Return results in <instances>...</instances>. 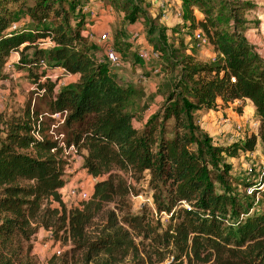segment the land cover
I'll use <instances>...</instances> for the list:
<instances>
[{
	"label": "trees",
	"instance_id": "1",
	"mask_svg": "<svg viewBox=\"0 0 264 264\" xmlns=\"http://www.w3.org/2000/svg\"><path fill=\"white\" fill-rule=\"evenodd\" d=\"M84 1L0 0V78L19 53L21 66L45 90L19 116L0 112V264H37L31 245L24 246L42 228L68 248L62 257L54 255L53 264H264V210L252 211V204L232 195V168L223 160L224 154L253 153L258 140L264 144V60L246 37L256 3L179 0L184 25L202 32L216 54L208 63L188 54L183 40L165 45L147 19L144 0H109L129 24L144 19L148 44L160 54L151 65L175 72L162 109L140 124L128 107L136 90L117 82L85 35ZM13 24L24 28L13 32ZM48 39L54 46L42 48ZM118 45L124 62L132 47L133 66H145L136 43ZM41 61L79 80L61 87L39 67ZM236 101L254 107L259 132L218 145L195 113ZM62 112L68 113L61 128L66 144L77 147L81 169L96 180L90 200L78 206H69L59 192L68 180L49 130L53 118L39 120ZM38 124L42 140L33 135ZM132 180L155 190L158 212L172 215L167 225L147 208L131 211L132 195L138 194ZM243 182L254 189L251 197H264L257 180Z\"/></svg>",
	"mask_w": 264,
	"mask_h": 264
},
{
	"label": "rangeland",
	"instance_id": "2",
	"mask_svg": "<svg viewBox=\"0 0 264 264\" xmlns=\"http://www.w3.org/2000/svg\"><path fill=\"white\" fill-rule=\"evenodd\" d=\"M252 1L256 3L257 8L259 7L257 1H261L264 4L262 0ZM144 4L148 13L147 19H149V21L152 20V24L157 27L158 34L161 36L165 45L168 47L173 44L179 46L180 40H183L184 44L189 48L188 54H193L197 59L203 62H212L215 56L212 48L200 47L195 41V34L197 31L192 32L191 29L184 25L183 17L185 8L179 0H144ZM162 4L164 7H162ZM87 6L97 12L98 16L96 19H90L89 13L85 11ZM82 13L86 19L85 32H89L87 38L91 43H94L95 52H102V58H104L103 53L106 46L98 42L97 35L107 31H110L111 44L117 51L119 50L118 47H120L118 43H123V45L129 44L132 28L135 26H138V28L142 30L146 42L149 43L148 34L145 31L144 19L141 18V21L136 24H129L125 20L124 14L117 12L109 5V0H86L82 7ZM164 14L170 15L171 17V20L167 23L162 20ZM195 15L199 20L203 18L198 10L195 11ZM250 18L252 25L255 24V20L252 19V13L249 15V19ZM23 28L24 27H22V29ZM138 46L139 45H137V47ZM131 48L126 54H123L125 58V62L123 61L124 67L118 69L116 71L117 73L112 72V74L121 86L125 88L131 86L136 90V94L131 97L128 107L130 111L138 114L136 118L138 123L143 124L154 112L162 109L165 101L164 94H167L169 90L174 88L175 72H171L167 67L160 66L161 72L154 73L151 64H149V66L145 65L144 67H139V72L134 71V51ZM33 52L34 50H30L26 53L27 59L28 56L30 58L32 57ZM20 58L21 55L15 53L5 66V79L0 78V97L5 112L11 116L14 114H16V116L21 115L28 102H31V106L34 107L40 100V97L37 95L39 94L37 91L38 85H36V81L30 75L29 68L21 66ZM118 73H120V75H118ZM72 84H75V82L69 79L67 85ZM34 86L35 88L33 89ZM223 119L230 120V124L225 125ZM195 121L206 133L214 138L215 143L227 147L235 142L241 141L246 135L253 134L254 132L258 133L260 128V121L255 110L250 108L247 103L244 106L240 102H234L228 106H221L216 110L213 109V111H197L195 113ZM256 122H259V127L257 128L254 127V123ZM238 124L243 126L242 132L240 133L237 132ZM62 127L63 126L57 129L58 134L62 133ZM223 156V160L232 168L229 178V186L232 195L236 196L244 205L247 203L249 205L252 204V211L264 210V197L262 195L256 196V198L251 197L246 187H244L243 182V180L247 178H251L255 181L259 180L260 172L263 167L262 165L264 164V144L258 140L253 153L244 154L240 152L234 156V158L227 157V154ZM63 162L65 165L67 164V161L63 160ZM81 163V159L71 162L66 174V179L68 180L67 187H82L83 191L93 194L95 178L91 175L89 176L86 171L81 169ZM250 167L255 169V174H249ZM133 181L134 180H132V182ZM135 188L138 194L132 195L131 211L135 214H139L142 210L147 208L155 220H159L163 225H167L172 215L165 212H158L155 202V190L149 188L148 184L143 181L135 182ZM162 200L164 202L166 201L164 197ZM78 202V198H70V200L66 201L69 206L78 205ZM181 206L187 207L188 205L183 204L180 205V207ZM30 245L32 247V257H34L37 264H53L51 259L54 255L62 257L64 252L68 249L62 246L61 243L56 242L52 234H49L43 228L36 232L32 241L25 243V250L30 247ZM58 251H60V255L57 253Z\"/></svg>",
	"mask_w": 264,
	"mask_h": 264
},
{
	"label": "built area",
	"instance_id": "3",
	"mask_svg": "<svg viewBox=\"0 0 264 264\" xmlns=\"http://www.w3.org/2000/svg\"><path fill=\"white\" fill-rule=\"evenodd\" d=\"M162 7H164V5L162 4ZM85 11H87L89 13V17L91 20H94L97 18L98 14L97 12L90 8V7H86ZM162 20L164 22H169V20H171L170 15L164 14ZM22 27L19 24H13L11 31L13 32H18L19 30H21ZM89 32H85L86 37L88 36ZM97 39L100 43L105 44L104 46H106L105 50H104V58L100 59V61L102 63L108 64L109 67L111 68L112 72H116L118 69L123 68V59L121 57V55L117 52V50L114 48V46H112L111 44V34L110 32H105L102 34L97 35ZM130 40L134 43H136L137 45H139L140 49H139V57L140 59L145 63V65L149 66V64L152 63H156L158 61H160V54L150 45L146 42L145 37H144V33L142 32V30L140 28H138L137 30L132 31L131 33V37ZM195 41L197 42V44L200 47H208L209 49L212 48L211 44L209 43V40L206 36L203 35L202 32L197 31L195 34ZM54 43L48 39L46 40L43 44H41L42 48H50L53 47ZM212 61H216V54L214 56V58L212 59ZM39 67L42 68L43 71H48V77L52 80L57 79L59 80H65L66 78L71 76L72 74H70L69 72H66L64 69H61V73L60 74H54L53 71L58 70V69H54L51 68L49 66V64L47 63V61H41L39 63ZM153 71L154 73H160L161 72V67H153ZM142 78H144L143 76H141ZM45 81V79H43ZM37 85V84H36ZM61 86H66L65 84H62ZM35 88V86L33 87V89ZM38 89V88H37ZM40 93V96L43 95L45 93V90H37ZM68 113L67 112H62V113H55V114H44L41 115L39 117V120H43L44 118H46L47 116H50L53 118V122L50 125V134L53 136L54 140H56L59 144L60 149L62 150V152L57 155L58 159L67 161L66 164V171L69 170L70 164L72 161H76L81 159L80 157V152L77 149V147L74 144L71 145H67L66 144V140H65V134L61 133L58 134L57 133V129L61 126H63L65 124L66 118H67ZM223 122L225 125H229L230 124V120H225L223 119ZM259 122L254 123V127H259ZM34 129H36L33 132V135L35 138L42 140L43 137L42 135L39 133V129H40V124H38L37 126H34ZM243 126L238 124L237 125V132L240 133L242 132ZM54 154L57 153V151L52 150ZM262 170L260 172V178L259 180H257L259 182V185L262 189H264V164L262 165ZM255 169L253 167H250L249 171L251 175L255 174ZM66 188V190H65ZM82 187L79 188H74V187H64L63 189H61L59 192H61V197L62 200L64 202H66L67 200H70V198L75 199L78 198L79 202L78 205L80 204V202L82 201H89L92 193H88L86 191L82 190ZM249 195H253L254 193V189L250 188L247 190ZM261 196L260 193H258L256 195ZM78 205H74V206H78ZM51 234V233H50ZM53 236V235H52ZM173 260H168L166 261L164 264H172Z\"/></svg>",
	"mask_w": 264,
	"mask_h": 264
},
{
	"label": "crops",
	"instance_id": "4",
	"mask_svg": "<svg viewBox=\"0 0 264 264\" xmlns=\"http://www.w3.org/2000/svg\"><path fill=\"white\" fill-rule=\"evenodd\" d=\"M262 1H264V0H262ZM257 4L259 7L256 8L257 10L252 12V19L255 20L256 23L253 25L251 24V28L246 33V37L248 39V42L251 43V45H253L255 47L258 54L264 60V4L261 1H257ZM250 22H251V18H250ZM137 29H138V26H135L132 28V31L137 30ZM108 32H110V31H108ZM103 55H104V53H103ZM95 56L99 59H102V52H95ZM134 71L139 72V69L136 70V68L134 67ZM53 73L54 74L55 73L60 74L61 70L60 69L55 70V71H53ZM118 75H120V73H118ZM69 79H72L76 83L79 80V75H71V76L66 78V81L64 79L59 80V85L65 84L67 86V81ZM55 80H57V79H55ZM236 102L241 103V101H236ZM243 105L245 106V104H243ZM247 105H249L250 108L254 109V107L252 105H250L249 103H247ZM0 112H5L1 97H0ZM95 182H96V180H94V184H95Z\"/></svg>",
	"mask_w": 264,
	"mask_h": 264
}]
</instances>
